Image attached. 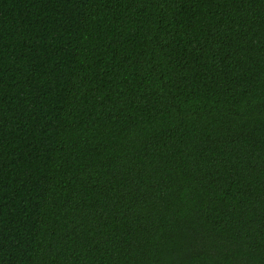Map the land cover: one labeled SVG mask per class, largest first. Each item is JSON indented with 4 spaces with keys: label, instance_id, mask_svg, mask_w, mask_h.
<instances>
[{
    "label": "trees",
    "instance_id": "obj_1",
    "mask_svg": "<svg viewBox=\"0 0 264 264\" xmlns=\"http://www.w3.org/2000/svg\"><path fill=\"white\" fill-rule=\"evenodd\" d=\"M0 264H264V0H0Z\"/></svg>",
    "mask_w": 264,
    "mask_h": 264
}]
</instances>
